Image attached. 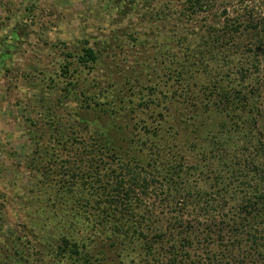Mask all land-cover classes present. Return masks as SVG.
I'll list each match as a JSON object with an SVG mask.
<instances>
[{"label":"trees","instance_id":"1","mask_svg":"<svg viewBox=\"0 0 264 264\" xmlns=\"http://www.w3.org/2000/svg\"><path fill=\"white\" fill-rule=\"evenodd\" d=\"M179 1L180 17L192 12L195 19L206 7ZM228 16L225 10L222 20L215 17H227L222 27L204 24L184 36L181 30L183 56L166 90L146 80L149 67L142 81L122 71L104 82L92 75L111 58V44L66 47L55 81L61 95L43 118L51 136L35 121L29 134L35 147L27 165L35 178L29 209L41 201L35 212L46 216L28 214L19 219L23 229H15L0 203V264H264V21L254 23L249 10ZM64 102L75 105L66 120L55 109ZM214 150L236 187L221 171L214 180L204 177ZM193 151L199 159L192 175L184 163ZM197 175L211 190L198 191L205 206L193 208L194 220L200 213L208 218L202 234L179 215L196 201L189 178ZM176 192L186 199L166 217L156 200ZM227 195L238 207L218 204ZM209 218L225 236L213 238Z\"/></svg>","mask_w":264,"mask_h":264},{"label":"rangeland","instance_id":"2","mask_svg":"<svg viewBox=\"0 0 264 264\" xmlns=\"http://www.w3.org/2000/svg\"><path fill=\"white\" fill-rule=\"evenodd\" d=\"M203 1L206 5L202 6L209 8L198 11L194 19L192 12L185 17L179 16L178 12L183 8L179 0H0V203L6 205L9 226L22 230L24 219H19L28 214L46 216L40 214V211L35 212L43 207L44 203L41 201L29 209L33 197L31 191L35 183V178L27 167L35 148L29 134L36 130L33 125L35 121L40 133L45 137L51 136L43 118L47 104H56L61 95V85L55 83L60 80L56 78L65 63L63 51L66 47L73 50L84 42H89L92 46L111 44L114 48V51L110 52L111 58H106L92 75L99 76L104 82V76L122 71L125 76L134 79L138 76L142 81V69L149 67L144 72L146 80L150 85H157L160 90H166L169 74L177 67L176 59L181 60L183 56V51L178 45L181 30H193L194 34L199 33L204 24L209 26L219 23L222 27L223 23H227V17L223 21L215 17L220 16L222 20L225 10L228 12V19H231L236 11L243 14L249 10L253 11L254 23L264 21V0ZM155 13L158 15L151 16ZM186 31L183 36L187 34ZM244 39H247L246 36ZM7 49H10V54L4 59L2 57ZM262 63L260 76L263 82L259 83L264 88V61ZM172 83L173 81L167 82L169 86ZM70 105L71 107L64 102L61 108H55L64 120L71 115L70 111L75 107ZM213 152L214 165L211 169H203L204 177L207 181L214 180L221 171L226 184L232 183L236 187L238 180L228 168L221 165L222 162L220 163L222 153L217 150ZM195 154V151L188 153L184 163V170L192 175L196 170L190 169L199 159ZM223 168L228 173L224 172ZM189 181L195 182L191 190H194L196 201L190 206L187 214L179 215L184 217L186 222H191V226L202 234L208 218L202 217L200 213L198 220H194L193 216H196L197 211L194 212L193 208L200 211L207 199L199 198L197 192L211 190L209 184L199 175L192 176ZM181 182L185 181L178 180V183ZM176 193L156 200L157 207L159 206V210H165L162 212L166 217L172 211L178 212L179 205L186 199L185 195ZM215 196L213 194V198L217 197ZM226 198L218 200V204L224 205L226 211L240 204L229 195ZM164 199L173 205L172 210L161 204L160 201ZM199 204L200 206H197ZM211 213L217 216L216 213ZM209 225L214 239L225 236L227 230L224 229V233L219 234L220 227L210 218ZM226 239L228 240V237ZM242 248L246 247L243 245ZM235 250L236 254L241 256L239 246L236 245Z\"/></svg>","mask_w":264,"mask_h":264}]
</instances>
